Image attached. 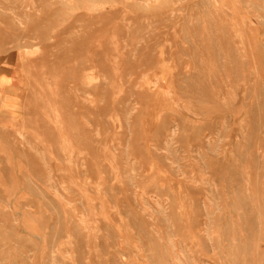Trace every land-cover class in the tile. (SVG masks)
<instances>
[{
    "label": "rangeland",
    "instance_id": "obj_1",
    "mask_svg": "<svg viewBox=\"0 0 264 264\" xmlns=\"http://www.w3.org/2000/svg\"><path fill=\"white\" fill-rule=\"evenodd\" d=\"M2 75L25 111L17 161L45 163L34 110L52 133L67 101L83 137L123 153L143 246L174 251L167 264H264V0H0ZM12 158L0 145V264H34L56 243L26 231Z\"/></svg>",
    "mask_w": 264,
    "mask_h": 264
},
{
    "label": "crops",
    "instance_id": "obj_2",
    "mask_svg": "<svg viewBox=\"0 0 264 264\" xmlns=\"http://www.w3.org/2000/svg\"><path fill=\"white\" fill-rule=\"evenodd\" d=\"M9 79L0 76V130L6 132L0 145L13 157L12 188L28 208L21 214L26 231L56 243L43 247L51 256L34 264H167L174 251L163 245L143 246V205L124 201L123 189L116 185L123 153L116 159L109 137H83L82 113L67 108V101L65 108L57 109L60 126L51 127L52 133L36 110L29 125L32 133L26 140L45 156L46 165L35 154L17 161L15 152L21 148L15 145L20 139L16 135L25 111L14 93L16 83ZM139 154L142 159V149Z\"/></svg>",
    "mask_w": 264,
    "mask_h": 264
},
{
    "label": "bare ground",
    "instance_id": "obj_3",
    "mask_svg": "<svg viewBox=\"0 0 264 264\" xmlns=\"http://www.w3.org/2000/svg\"><path fill=\"white\" fill-rule=\"evenodd\" d=\"M152 2V1H151Z\"/></svg>",
    "mask_w": 264,
    "mask_h": 264
}]
</instances>
